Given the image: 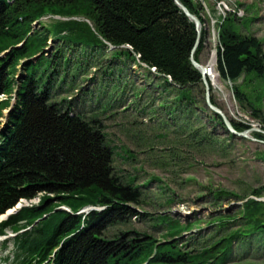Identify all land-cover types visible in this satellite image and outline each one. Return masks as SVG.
I'll return each instance as SVG.
<instances>
[{
    "label": "trees",
    "instance_id": "trees-1",
    "mask_svg": "<svg viewBox=\"0 0 264 264\" xmlns=\"http://www.w3.org/2000/svg\"><path fill=\"white\" fill-rule=\"evenodd\" d=\"M179 1L202 23L197 48L196 25L175 0H0V218L20 203L43 196L40 204L0 221V236L8 230L16 234L2 243L5 248L10 242L14 246L13 258L6 257V262L226 264L234 242L264 236V202L248 199L238 215L215 220L219 231L238 220L245 224L200 252L181 250L176 235L163 243L136 233L107 238L110 227L141 216L133 205H140L142 194L116 175L114 150L102 124L53 100L60 78L54 68L71 64L67 48L85 54L112 48L115 60L126 58L145 66L166 85L181 90L179 102L191 101V89L204 88L202 73L191 59L201 64L208 32L202 6L195 0ZM47 17L50 23L43 22ZM230 19L219 28L220 77L232 83L243 75L264 79L262 42L236 32ZM50 41L55 44L51 56ZM76 61L82 63L79 57ZM235 95L246 99L237 88ZM204 104L209 110L205 99ZM209 111L226 129L222 118ZM232 124L238 132L251 129ZM253 136L264 142V134ZM263 195L264 187L252 192L258 199ZM61 207L69 211H57ZM87 208L93 209L81 213Z\"/></svg>",
    "mask_w": 264,
    "mask_h": 264
},
{
    "label": "rangeland",
    "instance_id": "rangeland-1",
    "mask_svg": "<svg viewBox=\"0 0 264 264\" xmlns=\"http://www.w3.org/2000/svg\"><path fill=\"white\" fill-rule=\"evenodd\" d=\"M195 2L202 6L208 32L201 65L211 60L217 63L219 28L225 18H231L230 24L239 34L258 38L264 50V0ZM43 22L50 23V17ZM49 44L51 56L55 44ZM67 49L65 55L71 64L55 66L60 78L55 81L53 100L102 124L107 144L114 150L116 175L142 194L140 205H133L141 216L110 227L107 238L136 233L163 243L176 235L181 250L200 252L245 224L238 220L226 231H219L215 220L238 215L248 199H258L252 192L264 187L263 141L236 135L233 139L210 109H205V87L192 88L191 101L179 102V88L166 85L134 61L115 60L112 48L88 50L86 54L79 48ZM78 57L82 63L76 61ZM208 81L215 106L231 122L264 131V79L243 75L232 83L217 71L216 81ZM236 88L246 99L235 97ZM250 137L255 138L253 133ZM220 192L232 196L218 197ZM41 199L43 196L24 201L22 206L38 205ZM13 236L8 230L7 237ZM2 241L0 264H12L4 259L13 258V243L5 248ZM226 264H264V236L234 242Z\"/></svg>",
    "mask_w": 264,
    "mask_h": 264
},
{
    "label": "water",
    "instance_id": "water-1",
    "mask_svg": "<svg viewBox=\"0 0 264 264\" xmlns=\"http://www.w3.org/2000/svg\"><path fill=\"white\" fill-rule=\"evenodd\" d=\"M175 2L179 6V8L186 14V16L191 21H193L195 23V25H196V28H197V31H198V39H197V43H196V48H197L199 46V44H200V41H201L202 23L196 16L191 14L190 11L179 0H175ZM191 61H192L193 65L202 73L203 84H204V87H205V100H206L207 107L211 111H213L214 113H216L217 115H219L222 118V120H223V122L225 124V127L228 130V132H230L233 135H236V136H238L240 138H250L253 141H258L257 139L250 137V134H252V133H262V134H264V131H262L259 128H255V127L254 128L252 127L250 130H247L245 132H238L237 130H235L231 120L226 116V114L219 107L215 106L212 103V100H211V88H210V84H209V81H208V77L206 75L207 74V69L203 65L198 63L195 60L194 56H192ZM257 200L261 201V202H264V199H257ZM22 208H23V206L19 207V205H18L17 207L12 209L13 212L11 214L4 215L3 219L7 220L11 215L18 213ZM91 209H93V208H91ZM91 209L83 210L81 213L89 212V210H91ZM59 210H65V209L64 208H59Z\"/></svg>",
    "mask_w": 264,
    "mask_h": 264
},
{
    "label": "built area",
    "instance_id": "built-area-1",
    "mask_svg": "<svg viewBox=\"0 0 264 264\" xmlns=\"http://www.w3.org/2000/svg\"><path fill=\"white\" fill-rule=\"evenodd\" d=\"M216 65H217V63L215 62V60L214 61L212 60V65H206V66H204L207 69V76H208V78L210 79V81L212 83H213V78H217Z\"/></svg>",
    "mask_w": 264,
    "mask_h": 264
},
{
    "label": "bare ground",
    "instance_id": "bare-ground-1",
    "mask_svg": "<svg viewBox=\"0 0 264 264\" xmlns=\"http://www.w3.org/2000/svg\"><path fill=\"white\" fill-rule=\"evenodd\" d=\"M220 12L223 13V11H220ZM223 15L225 16L224 13H223ZM231 15H232V14H231ZM243 17H244V16H243ZM211 61H212V60H211ZM207 65H212V62L207 63ZM216 79H217V78H213V80H215V81H216ZM215 81H214V82H215ZM215 83H216V82H215ZM34 202H35V201H34ZM21 206H22V203L19 204V207H21ZM12 212H13V210H10V211L7 213V215H8V214H11ZM2 218H4V216H2Z\"/></svg>",
    "mask_w": 264,
    "mask_h": 264
}]
</instances>
